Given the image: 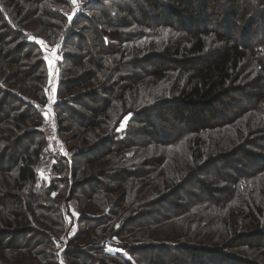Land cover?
I'll use <instances>...</instances> for the list:
<instances>
[{
    "label": "trees",
    "instance_id": "1",
    "mask_svg": "<svg viewBox=\"0 0 264 264\" xmlns=\"http://www.w3.org/2000/svg\"><path fill=\"white\" fill-rule=\"evenodd\" d=\"M0 264H264V0H0Z\"/></svg>",
    "mask_w": 264,
    "mask_h": 264
},
{
    "label": "rangeland",
    "instance_id": "2",
    "mask_svg": "<svg viewBox=\"0 0 264 264\" xmlns=\"http://www.w3.org/2000/svg\"><path fill=\"white\" fill-rule=\"evenodd\" d=\"M221 6H218L215 8V10L220 11ZM222 21V20H221ZM218 23H220L219 19H216L213 21V24L211 25V27H216L218 28ZM231 27H235L233 24L231 25ZM258 28V26H256L255 28H253L251 31L248 32L247 30V25L244 24L242 27H240L237 32H236V36H234L235 38H240L241 35H246L248 36V39L251 40L252 37L255 36V33L258 34L256 31V29ZM260 33V32H259ZM260 35V34H259ZM256 40L252 41V42H247V43H253V44H259L261 42V37L260 36H255ZM44 50L47 53V57H46V62H47V67L49 69L50 72V79H49V84H48V98H47V103L45 106V111H44V115H45V130L47 129V132L50 134V139H51V145L53 147H51V152L54 155H59L61 158H63L65 161H70L69 155L66 156V154H68V149H66L63 146L62 140L64 138V134H62L61 132V127L59 125V116H58V111L55 107V84L57 82L58 76H57V56L53 55L54 51L46 45L43 44L42 45ZM239 97V96H237ZM231 102L234 103L236 106H238L237 101H239V103H242L244 105H248V107H252V106H256L258 104L257 99H254L253 101H251L250 103L245 102V100L243 101L242 97H239L238 99H234L231 98ZM245 99V98H244ZM236 110V109H235ZM227 115H230L227 112ZM212 121V120H210ZM64 140V139H63ZM68 152V153H67ZM55 158H51L50 161V165L53 166L55 165V163L57 161L54 160ZM253 169V168H252ZM51 172L49 169L48 170H41L40 171V183H38V188L40 190V192L45 190L46 185L49 184V180H50V176H51ZM71 211H70V215L67 216V223H70L71 220L74 221V219H77V215L78 212L76 211V207H75V203L74 201L71 202ZM80 226L74 225L71 227V229L69 230V235L70 236H74V233L77 232V229Z\"/></svg>",
    "mask_w": 264,
    "mask_h": 264
},
{
    "label": "snow or ice",
    "instance_id": "3",
    "mask_svg": "<svg viewBox=\"0 0 264 264\" xmlns=\"http://www.w3.org/2000/svg\"><path fill=\"white\" fill-rule=\"evenodd\" d=\"M70 2H71L72 4H77L78 0H70ZM69 19H71V17H69ZM41 43H42V42H41ZM117 227H118V225H117Z\"/></svg>",
    "mask_w": 264,
    "mask_h": 264
},
{
    "label": "built area",
    "instance_id": "4",
    "mask_svg": "<svg viewBox=\"0 0 264 264\" xmlns=\"http://www.w3.org/2000/svg\"><path fill=\"white\" fill-rule=\"evenodd\" d=\"M67 153H68V152H67ZM67 155H69V153H68V154H66V156H67Z\"/></svg>",
    "mask_w": 264,
    "mask_h": 264
}]
</instances>
